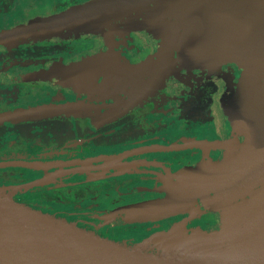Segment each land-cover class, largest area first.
<instances>
[{"label": "flooded vegetation", "instance_id": "flooded-vegetation-1", "mask_svg": "<svg viewBox=\"0 0 264 264\" xmlns=\"http://www.w3.org/2000/svg\"><path fill=\"white\" fill-rule=\"evenodd\" d=\"M68 1L72 3L66 8ZM88 1L0 0V33ZM47 2L48 12L56 9V13L32 18L33 11L44 8ZM61 6L65 8L62 11ZM157 46L136 27L106 35L72 29L0 44V115L42 105L62 107L56 114L0 124V163L15 162L0 166V184L13 192L16 201L54 215L89 213L103 203L101 210L113 211L116 222L132 228L129 235L142 241L157 232L158 224L191 216L121 222L115 214L121 206L153 198L161 181L174 177L179 165L175 152L197 150L217 159L224 152L220 147L178 150L161 146L182 143L186 138L211 141L229 136L220 110L224 115L226 99L236 86L226 70L215 71L218 74L202 70L187 76L182 73L156 92L151 90L155 85L146 86L122 72L150 62ZM37 47L44 53L34 55ZM97 54L106 58L78 63ZM100 64L106 68L98 75L75 80L53 76L57 70ZM160 128L167 130L157 133ZM147 131L153 133L139 137ZM99 139L102 142H97ZM115 181L122 198L117 203L112 202L115 197L111 194ZM208 214L217 217L213 211Z\"/></svg>", "mask_w": 264, "mask_h": 264}, {"label": "water", "instance_id": "water-1", "mask_svg": "<svg viewBox=\"0 0 264 264\" xmlns=\"http://www.w3.org/2000/svg\"><path fill=\"white\" fill-rule=\"evenodd\" d=\"M136 27L161 46L159 63L129 79L156 85L175 70H233L236 90L225 113L231 137L245 138L237 152L228 143L220 158L207 161L199 176L176 174L148 200L121 206V222H148L174 215L215 212L220 225L189 235L183 226L151 236V248L177 243H210L208 252L264 255V0H91L65 12L0 33V44L83 29L106 35ZM196 62L197 64H192ZM241 67V71L235 67ZM103 65L57 70L53 76L75 80L100 74ZM62 107L35 106L0 115L7 121L56 114ZM211 141L186 138L171 146L202 147ZM216 147V148H218ZM211 148V147H210ZM15 162H2L0 166ZM25 166L28 162H22ZM42 182V180L40 181ZM28 186V185H25ZM14 191V189H13ZM0 264H213L143 251L102 237L74 222L16 201L0 189Z\"/></svg>", "mask_w": 264, "mask_h": 264}, {"label": "rangeland", "instance_id": "rangeland-1", "mask_svg": "<svg viewBox=\"0 0 264 264\" xmlns=\"http://www.w3.org/2000/svg\"><path fill=\"white\" fill-rule=\"evenodd\" d=\"M72 3V1H68L66 2L64 5L67 8L68 5H70ZM47 6V7H46ZM50 3H46L44 5V8H41L39 10L33 11L32 14V18H36V16L38 15H42V14H49L52 15L54 13H56V9L51 10V12H48V10L46 8H49ZM46 7V8H45ZM59 9H65L64 6H61ZM30 17V18H31ZM140 31L144 32L142 29L137 28ZM145 33V32H144ZM111 38V37H110ZM111 39H109L106 42V47H110L111 45ZM44 49H40V48H34V55L38 54L41 55L40 53H44L43 52ZM104 52V51H103ZM160 53H161V46L158 45L157 46V51L155 52L153 59H151L150 62H147L145 64H140L138 66H136L134 69L133 68H127L124 71H122L127 78H131L134 76H138V75H143L148 73L149 71H152L153 69H155L158 65V61L160 58ZM105 54H97L94 56H88L86 58H82L80 59L79 62H81L82 64H89V63H95V62H99L100 60H104ZM82 60V61H81ZM192 64H197L196 62H193ZM145 66V67H144ZM186 69H189L188 71H186V73L188 74H184L183 71H179V70H175L173 73H171L170 75H168V77L165 80L160 81L158 84H156L154 87L151 88L152 91H159L161 88H163L165 85H167L171 80H176L179 79V76L183 73L184 76L189 75L190 73H192L193 71H190V69L192 68H196L195 66H191V65H187L185 66ZM144 68V70L142 69ZM236 69H238L239 71H241V67H235ZM219 69L222 70H226L227 72L231 73L229 76V80H232V85L234 87V85H237V81L235 78V73L233 70H229V69H225L222 66L217 67L212 69V71H210L209 73H213V74H218V72H215ZM108 76H111L110 74ZM113 76V75H112ZM114 77V76H113ZM204 77V76H203ZM204 79V78H203ZM14 80H11V82H13ZM225 87V86H223ZM236 90V88L234 87L233 91ZM150 91V92H152ZM221 95V94H220ZM218 94V96H216V100H217V104H219L221 106V97ZM232 95V94H231ZM231 95H229V97H227L226 102H225V108L226 105L229 102V99L231 97ZM220 115H221V119L222 122H225L224 120H226V122L228 123V118L226 116V113L223 115L222 111L220 110ZM225 117V119H224ZM167 129L166 128H160L157 129L156 132L157 133H163L165 132ZM226 131L228 132V135L226 138L220 139V140H211V142L204 144L202 147H197V148H206V147H218L220 144H225L226 142L232 141L230 143H228V147L233 151V152H237L240 147L245 144V138L244 137H240L237 136L235 139L233 137H231V134L233 135V130L230 128V126H227ZM172 132V131H171ZM152 132H145L142 133L139 137H143L144 134H146L147 136L152 134ZM164 134V133H163ZM139 135V134H137ZM134 135V136H137ZM97 142H102L100 139ZM186 148H193V147H186ZM183 148V149H186ZM179 150V149H178ZM226 151H224L223 153H225ZM176 157L178 158V169L175 172L176 174H180L183 173L186 177L188 178H195L196 176H199V174L205 170V168H209L210 165H208L209 160H212L213 157L211 156H205V155L197 150H185V151H180V152H175ZM203 169V170H202ZM174 175V177H175ZM174 177H170V178H164L161 181V185L167 183V182H172L174 181ZM158 179H156L157 181ZM158 182V181H157ZM113 191H112V196H113V203H117L120 200H122V198L118 197V192H119V184L118 182L115 181V183H113ZM158 186V187H159ZM128 188V187H127ZM0 189L5 190L6 192H8V189L6 186L1 185L0 184ZM98 191H95V193H97ZM99 193V192H98ZM140 196L136 197L139 198ZM76 204L79 202V199L77 197L74 198ZM99 205L97 206V208H95L93 211L89 212V213H74V214H66L65 212H59L56 213V215H58L59 217L65 218L68 221L74 222L76 225H78L79 227H82L85 230L91 231L95 234H98L102 237H106L108 239L114 240V241H118L121 243H126L127 245H134L137 244L138 242H141L142 240H138L135 236H131L129 235V231H132V228L129 227H122L121 225L118 224V222H116L115 216L113 215V211H103L101 210V206L103 203H98ZM182 225L184 230L189 232V235H194V234H204L210 231H213L214 228H217L220 225V218L213 214H208V212H203V213H198L195 215H191L188 217H184L181 219H176V220H167L164 221L163 223H160L157 225L156 231L157 232H153L151 234V236L153 235H157L158 233H161L163 231L172 229L175 227V225ZM153 249V248H152ZM155 249V248H154ZM153 252H155L154 250H151Z\"/></svg>", "mask_w": 264, "mask_h": 264}, {"label": "bare ground", "instance_id": "bare-ground-1", "mask_svg": "<svg viewBox=\"0 0 264 264\" xmlns=\"http://www.w3.org/2000/svg\"><path fill=\"white\" fill-rule=\"evenodd\" d=\"M210 243L206 241L187 240L169 247L166 250L151 248L150 239L146 238L133 246L140 250L150 251L163 256L177 257L193 262L213 264H264L263 254H223L208 252Z\"/></svg>", "mask_w": 264, "mask_h": 264}]
</instances>
